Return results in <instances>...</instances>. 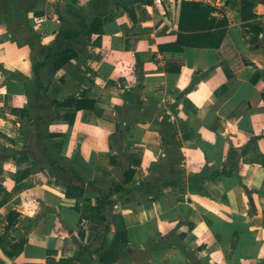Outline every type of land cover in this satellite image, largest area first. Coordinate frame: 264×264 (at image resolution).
I'll use <instances>...</instances> for the list:
<instances>
[{
  "label": "crops",
  "instance_id": "0c3cea01",
  "mask_svg": "<svg viewBox=\"0 0 264 264\" xmlns=\"http://www.w3.org/2000/svg\"><path fill=\"white\" fill-rule=\"evenodd\" d=\"M245 1L206 4L227 22L208 47L176 43L182 1L0 0V264H264V0Z\"/></svg>",
  "mask_w": 264,
  "mask_h": 264
},
{
  "label": "trees",
  "instance_id": "16d2710c",
  "mask_svg": "<svg viewBox=\"0 0 264 264\" xmlns=\"http://www.w3.org/2000/svg\"><path fill=\"white\" fill-rule=\"evenodd\" d=\"M253 5V1H245L243 8ZM212 7L200 3L191 1H182L180 4L179 13V25H178V38L176 43L178 45H189V46H208V47H218L225 34V29L227 26L226 20H221L215 22L214 19H209V14ZM87 32H91L90 27L83 26V29ZM213 29V30H212ZM98 31L95 29V32ZM69 37L75 36L77 33L65 32ZM50 51V50H49ZM76 53L70 48L66 47L60 51L57 60L55 61V68L62 67L71 58L75 57ZM40 64L34 65L35 70ZM36 80L38 78L36 77ZM66 105L67 102H62ZM78 108V105L77 107ZM264 136V133L262 134ZM254 142V140L252 141ZM252 147H243L240 150L241 154L248 152ZM110 197L106 193H101L100 197L97 199L95 211L100 214V208L111 203ZM18 213L13 212L7 216V227L9 228L13 224V218L17 217ZM102 217V216H101ZM12 255V253H10Z\"/></svg>",
  "mask_w": 264,
  "mask_h": 264
},
{
  "label": "built area",
  "instance_id": "2783aa9c",
  "mask_svg": "<svg viewBox=\"0 0 264 264\" xmlns=\"http://www.w3.org/2000/svg\"><path fill=\"white\" fill-rule=\"evenodd\" d=\"M177 1H191L210 5H217L221 0H152V4L154 8L158 10L159 13L163 14L166 5L174 4Z\"/></svg>",
  "mask_w": 264,
  "mask_h": 264
}]
</instances>
